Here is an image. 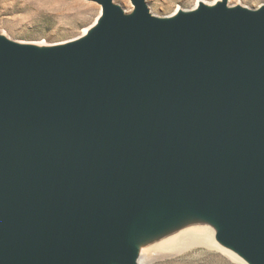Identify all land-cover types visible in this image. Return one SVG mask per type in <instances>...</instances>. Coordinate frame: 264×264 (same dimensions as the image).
<instances>
[{"label":"water","instance_id":"1","mask_svg":"<svg viewBox=\"0 0 264 264\" xmlns=\"http://www.w3.org/2000/svg\"><path fill=\"white\" fill-rule=\"evenodd\" d=\"M94 1L71 40L0 31V264H141L199 229L264 264V3Z\"/></svg>","mask_w":264,"mask_h":264},{"label":"rangeland","instance_id":"2","mask_svg":"<svg viewBox=\"0 0 264 264\" xmlns=\"http://www.w3.org/2000/svg\"><path fill=\"white\" fill-rule=\"evenodd\" d=\"M115 1L127 11L133 9L131 0ZM198 1L147 0L152 12L158 15H170L179 7L192 8ZM229 3L258 7L264 0H229ZM101 9L94 0H0V31L19 41L59 43L82 35L96 21ZM149 264L244 263L213 243L198 240L171 252L153 251Z\"/></svg>","mask_w":264,"mask_h":264},{"label":"bare ground","instance_id":"3","mask_svg":"<svg viewBox=\"0 0 264 264\" xmlns=\"http://www.w3.org/2000/svg\"><path fill=\"white\" fill-rule=\"evenodd\" d=\"M198 240H202L204 242H207L208 244L215 242L213 233L211 231H209V230L207 231L205 229H199V230H194V231H186V232H183L182 234L175 235V236L167 239L161 245H164L163 248H165V250L167 252H171V251H175V250L182 248L183 246L187 245L188 243L198 241ZM213 245L218 247L216 245V243ZM149 251L150 250H148V249L144 250V255H143V259L141 261V264H149V258L151 256ZM166 251H164V252H166ZM232 257L239 260L235 256H232Z\"/></svg>","mask_w":264,"mask_h":264}]
</instances>
